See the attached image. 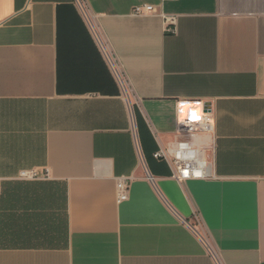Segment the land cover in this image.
Returning a JSON list of instances; mask_svg holds the SVG:
<instances>
[{
	"label": "crops",
	"instance_id": "1",
	"mask_svg": "<svg viewBox=\"0 0 264 264\" xmlns=\"http://www.w3.org/2000/svg\"><path fill=\"white\" fill-rule=\"evenodd\" d=\"M87 2L128 92L76 0H0V264H264V0ZM183 100L215 178L155 157Z\"/></svg>",
	"mask_w": 264,
	"mask_h": 264
},
{
	"label": "built area",
	"instance_id": "2",
	"mask_svg": "<svg viewBox=\"0 0 264 264\" xmlns=\"http://www.w3.org/2000/svg\"><path fill=\"white\" fill-rule=\"evenodd\" d=\"M90 22L96 38L102 44L112 68L126 92L129 89L127 75L117 55L109 48L100 31L93 22L89 13L87 0H76ZM155 12L152 4H138L132 8V15L142 16ZM166 31L175 33L177 31V16L163 14ZM192 110L198 111L193 115ZM200 134H206V141L197 142ZM177 138L176 140L155 153L157 159L166 160L173 169V176L180 182L188 179H209L215 178L212 171V157L215 147V119L211 115L210 105L203 101H180L178 103L177 116ZM41 174L36 169L23 170L20 173L22 178H37ZM153 179L152 177H150ZM132 177L121 176L117 179L118 202L129 198L130 182ZM210 252L216 261L221 264L218 254L210 247Z\"/></svg>",
	"mask_w": 264,
	"mask_h": 264
},
{
	"label": "bare ground",
	"instance_id": "3",
	"mask_svg": "<svg viewBox=\"0 0 264 264\" xmlns=\"http://www.w3.org/2000/svg\"><path fill=\"white\" fill-rule=\"evenodd\" d=\"M198 115V114H197Z\"/></svg>",
	"mask_w": 264,
	"mask_h": 264
}]
</instances>
